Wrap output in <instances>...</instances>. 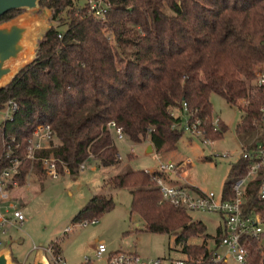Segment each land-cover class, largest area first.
Listing matches in <instances>:
<instances>
[{"label": "trees", "instance_id": "obj_1", "mask_svg": "<svg viewBox=\"0 0 264 264\" xmlns=\"http://www.w3.org/2000/svg\"><path fill=\"white\" fill-rule=\"evenodd\" d=\"M103 2L108 9L101 21L89 13L87 2L76 6L74 0H39L51 9L56 24L38 40L35 58L0 88V109L8 100L17 104L13 120L0 121V170L9 159L6 138L14 136L19 147L12 143L10 155L21 158L20 185L27 175L33 180L45 177L40 160L24 158L26 141L39 123L49 124L54 137L50 148L36 154L55 157L59 174L62 166L76 174L82 163L116 164L120 158L111 122L130 141L150 142L156 153L175 150L183 132L179 124L184 102L190 120H200L197 129L203 138L219 139L227 126L222 120L212 125V93L242 111L236 133L248 137L247 142L254 137L253 122L263 126L259 114L264 94L250 80L264 65V0ZM17 12L4 13L0 21ZM120 44L134 46L131 57L119 51ZM245 172L239 158L228 176ZM157 175L166 177L157 170H130L106 178L101 187L128 188L130 213L139 215L147 230L175 235L188 256L206 255L205 241L188 242L190 237L209 236L205 224L163 199L155 185ZM230 179L224 182V197L233 196ZM257 185L248 183L246 206L264 211ZM111 206L109 194H95L74 220H94ZM214 236L220 238V228ZM47 249L60 255L56 242Z\"/></svg>", "mask_w": 264, "mask_h": 264}, {"label": "rangeland", "instance_id": "obj_2", "mask_svg": "<svg viewBox=\"0 0 264 264\" xmlns=\"http://www.w3.org/2000/svg\"><path fill=\"white\" fill-rule=\"evenodd\" d=\"M89 0H74L76 6ZM26 16L29 19H41L44 30L56 22L51 21L50 8L37 5L34 9H18L15 17ZM66 17L65 12L62 13ZM14 17V18H15ZM2 21H0V25ZM64 25L61 29H64ZM112 39V35L109 33ZM39 40V39H38ZM119 51L132 56V44H120ZM253 85V78L250 80ZM212 116H219L227 129L219 139L206 141L201 135L193 134L182 127L187 116H182V135L175 150L166 153L147 152L148 141L134 143L126 136L121 139L114 135V142L120 160L113 165H97L86 162L85 168L76 174L63 170L57 177L46 176L41 180L31 179L23 186L15 188L14 203L25 215L22 224L6 226L1 235L3 246L9 248L8 260L13 264H35L37 251L48 264H52L47 248L56 242L60 255L66 264H79L86 257H95L97 241H103L107 251H133L143 257L184 258L182 244L173 234L151 232L146 229L145 221L137 214L130 213L131 193L128 188L106 190L101 186L104 180L115 174L136 169H154L160 161L179 163L189 159L170 178L181 185H193L203 191H214L220 195L224 182L229 180L230 165L240 157L239 153L248 137L236 133V125L241 121L242 111L226 102L218 94L210 95ZM3 111L0 109V121ZM132 154L129 157V154ZM91 165H95L92 169ZM30 175V174H29ZM107 193L112 206L91 222L90 218L76 221L81 207L95 194ZM194 220L202 221L207 236L190 237L189 243L207 242L213 246L212 236L221 224L219 214L212 212L190 211ZM234 264V263H233Z\"/></svg>", "mask_w": 264, "mask_h": 264}, {"label": "built area", "instance_id": "obj_3", "mask_svg": "<svg viewBox=\"0 0 264 264\" xmlns=\"http://www.w3.org/2000/svg\"><path fill=\"white\" fill-rule=\"evenodd\" d=\"M88 7L89 13L94 18L101 21L106 19L108 6L103 0H89ZM253 85L264 94V65L255 70ZM1 109L3 111L2 121L10 122L13 120L17 104L13 100H8ZM181 116H187L182 125L185 130L203 135V132L197 129L200 120L198 118L190 120L185 102L182 104ZM259 119L263 126L253 122L256 134L242 145L239 153L246 172L229 181L232 197H224L223 192L216 195L214 191H203L193 185L171 182L170 174L176 173L179 168L190 163L189 159L179 163L160 161L156 168L147 170H157L165 174L166 177L157 175L154 178L155 185L164 200L189 212H212L220 215L221 224L218 228L221 230V236L219 239L212 236L213 246H208L205 242L208 248L206 255L201 254L195 258L188 255L184 258H148L133 251H107L105 243L97 241L95 257H86L79 264H264V211L246 206V187L252 181L257 182V198L264 204V105L260 107ZM220 120L219 116H212V125L217 127ZM179 125L181 127V123ZM109 126L116 138L124 137L120 126L114 122L109 123ZM53 137V131L49 124L35 125L31 136L26 141L24 158L31 162L40 160L44 174L57 177L59 174L58 160L51 155L37 156L36 154L41 149L50 148ZM5 142V153L9 159L8 164L0 170V246L4 245L1 235L6 232V226L14 223L22 224L25 220L24 213L14 203L15 197L12 192L21 186L18 179L21 158L10 155L12 153L11 144L14 143L15 149L19 147V144L14 136L7 137ZM118 158H120L119 154ZM62 167L67 171L65 166ZM83 168H85V163L80 164V170ZM28 177L27 175L25 184ZM93 221L91 220V222ZM47 250L52 264H66L61 255H53L49 249Z\"/></svg>", "mask_w": 264, "mask_h": 264}, {"label": "water", "instance_id": "obj_4", "mask_svg": "<svg viewBox=\"0 0 264 264\" xmlns=\"http://www.w3.org/2000/svg\"><path fill=\"white\" fill-rule=\"evenodd\" d=\"M38 2L39 0H0V16L10 10L34 9ZM14 17L2 21L0 25V88L8 84L20 68L35 58L36 50L32 58L27 57V38L38 26L44 25L39 18L29 19L22 15ZM148 151H151V145L148 146ZM8 254L7 246L0 248V264H13L9 262ZM37 255L35 264H48L42 250H38Z\"/></svg>", "mask_w": 264, "mask_h": 264}, {"label": "bare ground", "instance_id": "obj_5", "mask_svg": "<svg viewBox=\"0 0 264 264\" xmlns=\"http://www.w3.org/2000/svg\"><path fill=\"white\" fill-rule=\"evenodd\" d=\"M44 25L43 26H38L33 32L30 33V35L27 38V57L32 58L34 51L36 50L37 47V42L38 39L42 36L44 30Z\"/></svg>", "mask_w": 264, "mask_h": 264}, {"label": "crops", "instance_id": "obj_6", "mask_svg": "<svg viewBox=\"0 0 264 264\" xmlns=\"http://www.w3.org/2000/svg\"><path fill=\"white\" fill-rule=\"evenodd\" d=\"M115 143V142H114ZM149 145H151V143L149 142L148 143V146ZM148 146H147V152H152V151H154V148H153V146L151 145V151H148ZM91 168L92 169H94L95 168V165H91ZM169 180L171 181V182H173V183H176L175 181H174V179H171L170 177H169ZM10 251V250H9ZM11 252V251H10Z\"/></svg>", "mask_w": 264, "mask_h": 264}]
</instances>
